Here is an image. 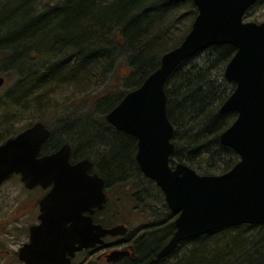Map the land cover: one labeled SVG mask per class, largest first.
I'll use <instances>...</instances> for the list:
<instances>
[{
    "label": "water",
    "instance_id": "95a60500",
    "mask_svg": "<svg viewBox=\"0 0 264 264\" xmlns=\"http://www.w3.org/2000/svg\"><path fill=\"white\" fill-rule=\"evenodd\" d=\"M191 1L197 15L188 34L178 46L163 53L159 66L105 116L117 131L136 139L139 170L161 189L168 208L178 213L174 235L154 261L174 251L179 242L210 232L245 224L264 226V21H242L244 12L258 0ZM221 44L235 48L223 71L224 80L233 83L234 90L220 106L219 114L235 113L236 119L218 140L232 149L239 160L220 175H199L182 163L172 168L170 157L176 146L170 142L173 127L167 117L164 86L184 61ZM48 136L49 131L37 124L0 146V183L16 173L27 187L53 184L46 197V221L42 215V224L32 231L31 245L22 250L21 258L26 264H38L43 256L53 259L70 251L68 240L66 248L65 242L73 233L76 235L72 244L78 243V249L100 243L102 237L116 235V231L124 233L122 226H97L94 231L89 218L87 221L80 217L87 199L102 207L103 181L93 179L98 184L92 187V179L87 176L91 163L83 160L71 165L67 145L37 158L40 145ZM90 187L93 193L85 196L84 191ZM71 198L76 205L75 218L48 213L52 203L69 206ZM65 214L74 216L66 209L62 215ZM88 231L94 232L86 236Z\"/></svg>",
    "mask_w": 264,
    "mask_h": 264
},
{
    "label": "trees",
    "instance_id": "16d2710c",
    "mask_svg": "<svg viewBox=\"0 0 264 264\" xmlns=\"http://www.w3.org/2000/svg\"><path fill=\"white\" fill-rule=\"evenodd\" d=\"M175 1L178 0H60L56 5H47L41 12L35 11L34 4L29 8L27 15L14 7L12 22L8 21L9 26H4L1 30L4 33L9 30L12 35L20 36L19 42L10 47L11 51H14L13 54L17 53L15 56L20 55L19 62L28 59L30 51L42 53L50 62L39 79L33 78L36 89L46 88L47 83L52 86H66L68 83L64 78H69L68 81L75 83L85 80L91 74L95 76L97 73L101 76L109 71L118 54V57L125 54V59H122L130 69L131 80L134 86H140L159 66L160 56L170 50L166 47L174 39V32L165 38L163 34L166 30L154 26L150 22V15L161 10V16L160 14L173 6ZM1 4L3 7L18 4L20 8L22 0H2ZM189 5H192L191 2ZM46 11L57 12L67 19L50 24L48 21V26H41L40 20L46 16ZM190 14L192 23L196 10H191ZM118 33L123 45L117 38L113 41L111 37ZM6 48L10 50L9 47ZM63 50H66V53L71 50L76 57L75 61L64 62L63 66H52L53 61L62 60ZM234 52L235 49L230 45H214L185 61L167 80L164 88L167 117L174 128L171 141L177 148L171 156V165L179 161L200 175H217L226 173L238 161L237 154L222 146L218 140L219 134L233 119L232 116L218 114L219 106L230 93L217 94L218 85L211 78L213 72H216L220 74V81L225 83L222 73ZM196 57H202L201 66L196 64ZM30 71L31 68H26L24 79L29 78ZM76 125H80L78 129H81L78 134L71 129L67 130L66 135L71 138L75 134L78 143H85V147H78L82 152L90 151L100 156L102 147H105V151H101L103 155L100 156V166L108 178H120L134 168L130 160L131 151L128 152L123 141L118 142L112 138L115 133L90 122L84 121ZM122 137L132 146L131 137L125 134ZM203 155H207L211 160L209 166L202 163ZM213 157L218 158L217 164L214 163L216 159H212ZM168 227L170 228L167 231H171L172 224ZM249 228L255 226L226 228L187 240L185 242L192 246L193 250L187 251L186 256L176 264H264V234L260 238H248L241 234L244 229ZM231 231L237 236H232ZM158 234H151L149 239L143 241L142 257L154 256L156 247L160 244ZM225 237L229 239L227 249L225 242L223 243ZM238 237L242 238L238 240ZM180 245L181 243L177 247ZM212 245L216 246L215 251H211ZM217 246L224 247L219 250ZM223 248L226 249L225 252H222Z\"/></svg>",
    "mask_w": 264,
    "mask_h": 264
},
{
    "label": "rangeland",
    "instance_id": "374dc122",
    "mask_svg": "<svg viewBox=\"0 0 264 264\" xmlns=\"http://www.w3.org/2000/svg\"><path fill=\"white\" fill-rule=\"evenodd\" d=\"M187 2H191L192 5H189ZM1 3L2 0H0V75L4 77L5 81L4 85L0 89V139L5 140L8 138V136L10 137L18 131L24 129L26 125L31 124L33 121H41L46 125L49 135H52V137L55 139L57 138L60 145L62 143H66L68 147L70 145L72 150L76 152L78 147H85L83 146L85 143L82 141L78 143V141L75 140V134L70 138L68 135H66V133L72 129L74 133L78 134V132L81 130L78 129L80 125H76L78 123H82L84 121L90 122L99 128L104 130L108 129V131L115 133L112 138L118 142H124L128 152L131 151L130 160L134 165V168L132 167L128 174H125L120 178L118 177L112 180L104 174L110 184L113 182L116 184L114 190H116L117 193H121V191H123L129 195V198L125 197V199L120 200L118 203H114V208L117 212L115 219L118 221H124L130 230H135V228L138 226V228L142 226L143 228L138 229L135 236L149 239L148 237H150L151 234H155V236H157L159 233L158 242L163 240L168 234L167 229L170 228L168 226L172 220L169 217V208H165L162 205L161 199H163V197H160V188L154 184L155 182L153 180L146 178L138 169V165L135 160V155L137 152L136 139L134 137L133 139L131 136V146L129 141L127 142L126 138L122 137L124 133L115 130L105 120L106 114L119 103L121 98L128 91L138 87L134 86L130 77V69L122 59H125V54L120 57H118L120 55L118 54L109 71L103 73L101 76L99 74L97 75V73L95 76H92L91 74L89 76L91 78L86 77L85 80H81L79 82L77 81L75 83L68 81L70 80L69 78H64V80H67L65 82L68 83L69 86H63L61 84H59L60 86H52L50 83H47L46 88L41 87L40 89H36V83L33 78L39 79V76H41L44 73V70L48 68L47 64H50V62H48L47 58L45 59V56L42 55V53L39 54L34 51H30L28 59H25L23 62H19L20 55L18 54L15 56L14 54L17 53L13 54L14 51H11L12 48L10 47H12L13 44L15 45L17 42H19L21 39L20 36L12 35V32L9 33V30L4 33L1 28L7 26L8 21L12 22V11L14 10V7L15 9L20 10L22 14L27 15L29 8L31 9L34 4L35 11L41 12V10L46 8L47 5H56L57 3H60V0H22L20 8L18 4H12L9 7H3ZM193 6L194 4L191 0H178L175 1L173 6L169 7V9H167L163 14H160L161 16H159L161 10L151 13L150 22L154 26L156 25L158 28L166 30V32L163 34L165 38L168 34L174 32L172 34L174 39L170 42L166 49H171L178 45L184 38V33L191 29L194 20L191 23L192 19L190 12L191 10L194 12L196 10ZM249 10V19L258 23L264 21V0L257 1L250 6ZM44 15L46 16H43V18L40 20L42 24L41 26L44 24L48 26L50 23L59 22L61 19H67V17L62 18V16H60L57 12L46 11V14ZM48 21H50L49 24L46 23ZM153 33H155V31ZM111 37H113V41H115V38H117L120 44L123 43L119 33L116 34L115 37L114 35ZM6 47H9L10 50H8ZM29 50L30 49L27 51L29 52ZM63 51L64 56L60 61L61 63L53 61L52 66H63L64 64L62 63L64 62L72 63L75 61L76 57L71 52V50H69L67 53L66 50ZM201 59L202 57H199L198 59L196 57L195 62L197 65L201 66ZM26 68H31L30 74H28V79H24L26 75ZM76 75L79 76L77 73ZM211 78L212 80L214 79L216 85H218L217 94L221 92L220 94L225 95V93H231L233 91L234 84L226 82L223 78V73L222 78L225 83L220 81V74H217L216 72H213ZM22 82H24V84ZM225 115L232 116V121H234L236 118L235 113ZM82 131L84 132V130ZM2 132L4 133L3 136H1ZM102 150L105 151V147H102ZM101 151L100 156L103 155ZM85 153L93 158L95 165L99 169V165L102 164L100 156L90 151H86ZM182 153L184 154L183 151ZM212 159H216L214 161L215 164L218 163V158L213 157ZM176 162L181 163L179 161ZM202 163L206 166H209L211 164V160H209L207 155H203ZM217 175L219 174L217 173ZM132 192H137L138 196L142 195L140 198H143V201L138 200L137 203H135L134 199L131 198ZM145 193H147V195H144ZM154 194L158 195V197H155ZM135 206H138V209L133 210ZM139 209H143L145 212H140ZM252 226H255V228L244 229V232L241 234H244L245 237L248 238H260L261 235L264 234V226ZM258 227H260V229ZM232 236L237 235L232 233ZM227 237L223 239L226 249L229 246V239L227 240ZM241 238L242 237H238L237 239L240 240ZM185 241L182 242L181 245L174 251V253L162 264H176L181 258L186 256L187 251L193 250L192 246L187 244ZM221 247L224 246H217L219 250ZM225 248H223L224 250L222 249V252L226 251ZM210 249L211 251H215L216 246L212 245L210 246Z\"/></svg>",
    "mask_w": 264,
    "mask_h": 264
},
{
    "label": "flooded vegetation",
    "instance_id": "af4514ba",
    "mask_svg": "<svg viewBox=\"0 0 264 264\" xmlns=\"http://www.w3.org/2000/svg\"><path fill=\"white\" fill-rule=\"evenodd\" d=\"M249 8L243 15V21L255 22L248 17L250 15ZM0 77L4 79L2 75H0ZM1 88L2 87H0V89ZM37 123H40L43 126L44 131H46V125L43 122L33 121L31 124L26 125L24 129L18 131L10 137L8 136L5 140L0 139V146L5 144L9 139L16 138L20 134L29 130ZM3 134L4 133L2 132L1 136H3ZM127 136L131 137L129 135ZM58 143L57 138L55 139L52 135H49L48 139H45V141L40 145L37 152V158H42L46 155L55 153L62 146L67 145L66 143H62L61 145ZM69 148V162L71 165L77 164L83 160H88L91 163L87 176L89 179H92V187L93 185L97 186L98 184L97 180L93 181V179L101 178L103 181L102 191L105 195V201L102 207H96L93 204V200L89 199L88 201L87 199L84 204L85 209L81 212L80 217L87 219V221L89 218L90 225L94 228V231H96L97 226L102 229H111L113 227L122 226L124 227V233L120 234L119 231H116V235H105L101 238L100 243H95L93 246H89L87 248L83 247L81 249H78V243L72 244L76 235L73 233L72 235L74 236L72 237L70 235V237L66 238L65 242L66 248L68 240L71 249L70 251H66L62 255L56 256L53 259L50 256H43L40 258L41 263L38 264H51V260H54L53 264H162L166 261V259H168L177 248L158 261L154 260L156 259L158 253L167 245L174 235L175 227L173 223L177 217L176 213H172L168 209L170 211L169 217L172 220V222H170L172 227L169 238L166 240L165 238L160 240V244L156 247L157 250L153 257L152 255L149 257H142V243L146 239L135 235L137 234V230L143 227L140 226V228H138V226L135 230H130L124 221H118L115 219L117 212L114 208V203H118L120 200L125 199V197L127 198L129 195L123 191H121V193H117V191L114 190L116 184H114V182L111 184L109 183L108 179L101 171V166L99 165V170L92 157L87 155L85 152L80 151L79 148L76 149V152L72 150L70 145ZM52 187L53 184L45 186L37 184L32 187H27L25 183L22 182L21 175L16 173L11 174L6 180L0 183V264H26L21 258L22 250L26 246L31 245L32 231L33 229L40 227L42 224V215H44L46 221V197L50 194ZM90 192L93 193V188L90 190L86 189L84 191V195L88 196L90 195ZM159 193L160 197H163V199H161L162 205L165 208H168L161 189ZM144 195H147V193ZM141 196H138L137 192H132V197H130L134 199L135 203H137L138 200L143 201V198H140ZM154 196L158 197V195L155 194ZM72 200V198L68 200V202L71 203L69 206L52 203L48 206V213L52 215L53 213L59 212L60 217L62 218H75L76 205L74 204V200L73 202ZM56 205H61V207L59 208ZM64 207L67 212H72V215L74 216H70L68 214L62 215V213L65 212ZM135 209H138V206H135L133 210ZM139 210L140 212H145L143 209ZM69 225L70 223H67V226ZM94 231H88L86 236H89Z\"/></svg>",
    "mask_w": 264,
    "mask_h": 264
},
{
    "label": "bare ground",
    "instance_id": "6f19581e",
    "mask_svg": "<svg viewBox=\"0 0 264 264\" xmlns=\"http://www.w3.org/2000/svg\"><path fill=\"white\" fill-rule=\"evenodd\" d=\"M203 161H206V160H203ZM169 234H170V230L168 231V234L166 235L165 240L169 237Z\"/></svg>",
    "mask_w": 264,
    "mask_h": 264
}]
</instances>
